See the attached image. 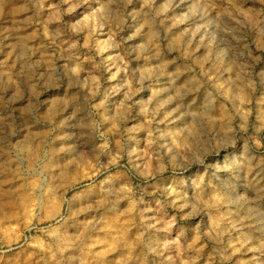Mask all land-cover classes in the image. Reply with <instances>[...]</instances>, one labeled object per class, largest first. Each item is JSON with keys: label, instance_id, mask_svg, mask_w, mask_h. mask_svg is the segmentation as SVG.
<instances>
[{"label": "rangeland", "instance_id": "obj_1", "mask_svg": "<svg viewBox=\"0 0 264 264\" xmlns=\"http://www.w3.org/2000/svg\"><path fill=\"white\" fill-rule=\"evenodd\" d=\"M0 264H264V0H0Z\"/></svg>", "mask_w": 264, "mask_h": 264}]
</instances>
